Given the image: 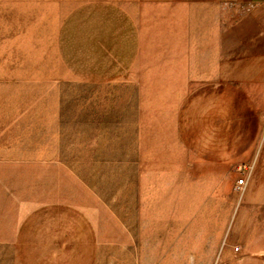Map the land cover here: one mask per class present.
Wrapping results in <instances>:
<instances>
[{"label": "rangeland", "instance_id": "1", "mask_svg": "<svg viewBox=\"0 0 264 264\" xmlns=\"http://www.w3.org/2000/svg\"><path fill=\"white\" fill-rule=\"evenodd\" d=\"M112 5L0 0V223L28 222L33 206L49 200L101 207L103 218L117 214L123 223L130 208L148 211L151 224L180 209H207L237 264L254 254L264 264V54L228 86L199 77L187 87H141L134 71L143 50L109 38L110 21L123 16ZM220 6L233 18L256 9L237 0ZM257 25L263 30L264 19ZM260 39L264 32L254 37L255 51H264ZM55 54L65 67L42 63L47 56L57 66ZM14 250L0 245V264ZM221 251L209 264H224Z\"/></svg>", "mask_w": 264, "mask_h": 264}, {"label": "crops", "instance_id": "2", "mask_svg": "<svg viewBox=\"0 0 264 264\" xmlns=\"http://www.w3.org/2000/svg\"><path fill=\"white\" fill-rule=\"evenodd\" d=\"M109 1L123 15L110 21L113 35L109 38L115 40L117 48L124 45L125 39L132 41L133 48L143 50L141 66L134 71L135 77L141 78V87H187L199 77L230 85L229 82L244 79L246 72H254L252 56L264 54L254 49L255 35L264 32L256 28L264 19V0H237L253 2L256 9L252 15L236 18L221 9V2L230 0ZM117 23L125 28L117 29ZM117 31L121 34H115ZM248 41L249 50L245 47ZM262 43L260 39L257 46ZM151 45H156L157 53L150 52ZM53 46L59 48L57 44ZM55 57L57 66L49 63L47 56L42 63L52 65L51 68L65 67L64 58L58 54ZM245 57H249L248 64ZM133 63L137 64L136 59ZM245 64L252 66L245 67ZM129 119L127 129L130 130L134 128L133 113ZM73 204L49 200L44 202V207L33 206L28 222L0 223V245L15 249L14 256L5 263L209 264L213 261L214 249L221 247L224 264H237L232 259L228 237L224 240L225 229L214 225L210 210L180 209L172 219L151 224L148 211L139 215L130 208L123 223L121 215L107 214L103 218L101 207L95 213L87 204ZM80 205L84 208H77ZM89 205L96 204L93 201ZM137 215L141 217L140 223L136 222ZM245 232L239 235L244 240L249 237L246 235L249 232ZM253 244L248 247L255 248ZM118 248L125 251L118 254ZM246 255L243 253L242 257ZM258 263L255 254L245 262Z\"/></svg>", "mask_w": 264, "mask_h": 264}, {"label": "bare ground", "instance_id": "3", "mask_svg": "<svg viewBox=\"0 0 264 264\" xmlns=\"http://www.w3.org/2000/svg\"><path fill=\"white\" fill-rule=\"evenodd\" d=\"M0 15H1V10H0ZM114 144L117 145V144H119V142L114 143ZM125 145H126V144H125ZM74 168H75V167H74ZM84 168H85V167H84ZM27 169H28V168H27ZM31 169H32V168H30V170H31ZM39 169L42 170L43 168H39ZM49 169H50V168H49ZM82 169H83V168H82ZM91 169H92V168H91ZM104 169H105V168H103V170H104ZM108 169H110V168H108ZM28 170H29V169H28ZM52 170H54V169L52 168L51 171H52ZM58 170H59V169H58ZM68 170H69V168H68ZM73 170H74V169H73ZM73 170H72V172H73ZM96 170H97V169H96ZM103 170H102V171H103ZM106 170H107V169H106ZM112 170H114V169H112ZM116 170H117V169H116ZM116 170H115V171H116ZM26 171H27V170H26ZM39 171H40V170H39ZM39 171H38V173H39ZM42 171H43V170H42ZM44 171H45V169H44ZM44 171H43V172H44ZM46 171H47V170H46ZM60 171H62V170H60ZM69 171H70V170H69ZM75 171H76V170H75ZM78 171H80V170H78ZM115 171H113V172L111 173V175L113 176V178H115V177L117 176V174L115 173ZM121 171H122V169H121ZM27 172H28V171H27ZM40 172H41V171H40ZM49 172H50V171H49ZM52 172H53V171H52ZM55 172H56V171H55ZM55 172H54V173H55ZM57 172H58V171H57ZM62 172H63V171H62ZM76 172H77V171H76ZM76 172H75V173H76ZM83 172H84V171H83ZM94 172H97V171H94ZM99 172H100V171H99ZM31 173H32V172H31ZM31 173H28V175L31 174ZM46 173H47V172H46ZM60 173H61V172H60ZM89 173H90V172H89ZM89 173H88V174H89ZM50 174L53 175L51 172H50ZM64 174H65V173H64ZM94 174H95V173H94ZM60 175H61V174H60ZM60 175H59V176H60ZM62 175H63V174H62ZM62 175H61V176H62ZM78 175H79V174H78ZM78 175H77V176H78ZM81 175H83V174H81ZM90 175H91V174H90ZM30 176H31V175H29L28 177H30ZM38 176H39V175H38ZM65 176H66V175H64V177H65ZM72 176H73V174H72ZM83 176H85V175H83ZM93 176H94V175H93ZM48 177H50V176H48ZM62 177H63V176H62ZM64 177H63V178H64ZM78 177H79V176H78ZM40 178H41V177H40ZM43 178H46V176L43 177ZM51 178H52V177H51ZM71 178H72V177H71ZM80 178H82V177L80 176ZM87 178H88V177H87ZM89 178H90V177H89ZM104 178H105V177H104ZM38 179H39V178H38ZM61 179H62V178H61ZM74 179H76V176L74 177ZM68 180H70V179H68ZM108 181H109V180H108ZM115 182H116V181H115ZM115 182H114V183H115ZM104 183H105V182H104ZM105 184H106V183H105ZM107 184H108V183H107ZM105 186H106V185H105ZM109 187H110V185L108 186V188H109ZM114 188H115V187H114ZM109 189L111 190V188H109ZM112 189H113V188H112ZM70 191H71V190H70ZM75 191H76V190H75ZM131 196H132V195H131ZM84 197H85V196H84ZM70 201H71V200H70ZM81 201H82V200H81ZM133 206H134V205H133ZM133 209H134V208H133Z\"/></svg>", "mask_w": 264, "mask_h": 264}, {"label": "built area", "instance_id": "4", "mask_svg": "<svg viewBox=\"0 0 264 264\" xmlns=\"http://www.w3.org/2000/svg\"><path fill=\"white\" fill-rule=\"evenodd\" d=\"M249 5L254 6V4H252V3L249 4ZM244 184H245V180H244L243 178L239 179V180H238L237 188H241V187H243Z\"/></svg>", "mask_w": 264, "mask_h": 264}]
</instances>
